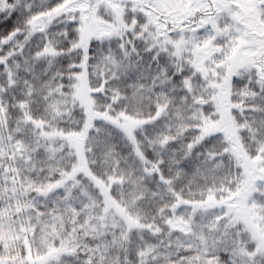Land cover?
<instances>
[{
	"label": "snow or ice",
	"instance_id": "snow-or-ice-1",
	"mask_svg": "<svg viewBox=\"0 0 264 264\" xmlns=\"http://www.w3.org/2000/svg\"><path fill=\"white\" fill-rule=\"evenodd\" d=\"M0 264H264V0H0Z\"/></svg>",
	"mask_w": 264,
	"mask_h": 264
}]
</instances>
